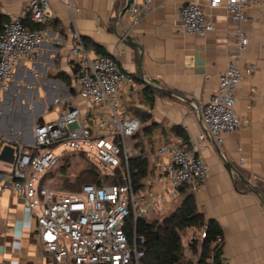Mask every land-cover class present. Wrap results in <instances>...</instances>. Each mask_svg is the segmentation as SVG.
<instances>
[{"label": "crops", "instance_id": "obj_1", "mask_svg": "<svg viewBox=\"0 0 264 264\" xmlns=\"http://www.w3.org/2000/svg\"><path fill=\"white\" fill-rule=\"evenodd\" d=\"M195 1L206 9L214 26L204 36L178 32L180 10L186 0H155L150 14L132 29L128 0H51L52 20L44 26L47 35L37 60H23L7 90L0 85V132L5 142L31 144L37 122H46L44 115L52 110L53 120L71 105L86 110L87 103L76 94V59L71 52L72 33L77 30L82 38L117 56L127 74L141 78L138 44L143 50L144 78L193 101L192 107L177 98L157 95L150 107L138 94L143 87L140 83L137 82L141 86L137 93L123 90L121 103L126 112L139 106L149 110L161 126L152 133V143L146 144L143 154L151 157L156 136L183 148L190 147L205 133L199 110L216 92L219 76L234 53L235 31L241 27L250 41L243 65L256 67L236 90L235 110L243 125L236 132L225 134L220 147L224 156L264 195V6L246 9L248 20L238 22L224 7L209 8V0ZM28 2L0 0V13L10 20L20 15ZM87 50L91 55L98 54L92 47ZM55 98L62 102L54 105ZM174 125L184 128L188 143L162 133V128ZM199 143L200 154L209 167L207 181L197 189L185 185L179 195L183 199L184 192H192L204 217L216 220L222 227L221 264H264V203L240 180L244 187L237 189L232 171L207 135ZM148 160L152 169V158ZM168 210L159 212L164 215ZM29 263L53 264L40 240L35 212L20 195L0 189V264Z\"/></svg>", "mask_w": 264, "mask_h": 264}, {"label": "built area", "instance_id": "obj_2", "mask_svg": "<svg viewBox=\"0 0 264 264\" xmlns=\"http://www.w3.org/2000/svg\"><path fill=\"white\" fill-rule=\"evenodd\" d=\"M154 1L128 0L130 29L150 14ZM255 5L264 6V0L208 1L209 8L224 7L238 22H246V9ZM26 19L35 26L27 25ZM51 20V0H30L20 15L3 23L0 85L4 90L9 88L14 71L23 60H37L47 35L44 26ZM213 29L206 9L195 0H186L180 10L178 32L204 36ZM235 36L234 53L219 76L216 92L201 110L219 145L225 134L236 132L243 125L235 110L236 90L256 67L243 65L250 42L246 31L240 27ZM71 52L76 59V94L87 103L86 110L68 106L58 119L37 122L31 144H12L14 161L0 159V189L20 195L35 212L40 240L53 264H143L146 238L138 232L137 220H150L155 212L167 211L183 186L197 189L205 185L209 167L200 154L199 142L206 139V134H200L188 149L156 136L151 157L144 155L152 158L151 175L136 190L129 161L138 151L127 137H134L141 121L132 116L125 118L121 97L123 90L137 93L141 86L121 68L117 56L91 55L77 30L72 33ZM61 102L60 98L53 101L54 105ZM7 143L0 132V155ZM67 154H76L101 172L121 169L122 182L102 186L87 183L77 190L50 186V180L43 178ZM129 219H133L130 225ZM205 229L198 231L200 239ZM217 242L222 244L223 238L219 236ZM205 264H217V259L212 255Z\"/></svg>", "mask_w": 264, "mask_h": 264}, {"label": "trees", "instance_id": "obj_3", "mask_svg": "<svg viewBox=\"0 0 264 264\" xmlns=\"http://www.w3.org/2000/svg\"><path fill=\"white\" fill-rule=\"evenodd\" d=\"M8 20L6 16L0 13V32L3 23ZM25 23L31 27L35 26L29 19H26ZM83 42L87 49L88 47H92L98 54L110 55L102 46L95 42L89 41L86 38H83ZM133 77L143 86L138 91V94L142 97L141 101L150 105V107L154 106L157 95L165 96L155 90L151 85L144 83L140 76L134 75ZM132 107L134 108L132 109L130 107L131 109L129 111L132 117H136L141 121V128L134 135V138L137 140L134 145L138 154L130 159L129 166L134 187L136 190H140L143 187V180L151 173L149 160L144 157L143 152L146 144L152 143V133L161 126L152 119V114L149 110L142 109L139 106ZM162 133L166 136L168 134L178 136L184 143H188L189 141L184 128L179 125H174L170 129L162 128ZM188 148L190 147H187V149ZM69 155L76 154L65 155L63 159L64 164L56 167V170L58 169L61 173L67 170L69 167V159L66 157ZM91 167V169L81 172L73 182L66 179L64 183L65 187L62 190H77L82 184L87 183H95L98 186H102L122 182L121 169H116L113 172H101L97 170L94 164H92ZM52 173L53 172L46 174L43 180H48L47 176ZM234 182L237 189H239V186L244 187L235 177ZM132 223L133 219H129V225ZM204 227H206V229L201 241L197 242L195 240L188 244L192 254L199 255L197 261L193 262L186 257V246L183 243L184 232L191 229L198 232ZM137 230L146 238V243L143 246L145 250V254L142 258L143 264H205L207 258L212 255L217 259V264H221L220 257L223 243H218L217 238L219 236L224 238L223 229L216 220H208L204 217L192 192H184L180 205L173 212L163 216L161 219L137 220ZM129 231L130 228L128 226L127 232L130 233Z\"/></svg>", "mask_w": 264, "mask_h": 264}, {"label": "rangeland", "instance_id": "obj_4", "mask_svg": "<svg viewBox=\"0 0 264 264\" xmlns=\"http://www.w3.org/2000/svg\"><path fill=\"white\" fill-rule=\"evenodd\" d=\"M2 96V95H1ZM136 96V95H135ZM3 97V96H2ZM138 97V96H137ZM132 109L134 107H131ZM130 108V109H131ZM54 110H57V108L55 107ZM133 113V112H132ZM131 113H129L128 111L125 113V118H129L131 117ZM55 118V113L52 111L48 112L47 114L44 115V119L46 122H52V120ZM54 121V120H53ZM127 140L130 143H134L135 139L134 137H127ZM69 159V167L67 168V170L63 173L59 172L58 169L56 170V168L52 171L53 173L51 175H48L47 178L49 181L50 186L58 188V189H64V183L66 179H69L70 181H75L77 179V176H79V174L85 170H89L91 169V164L87 161L84 160L83 158L77 156V155H69L68 157H66ZM66 163V162H65ZM64 164V161L62 163H60V166ZM182 201V196L179 195V197L177 198V200L172 204V206L170 207V209L168 210L167 213H165L164 215L161 212H156L155 214H153V217L151 218L152 220L154 219H161L163 216L170 214L171 212H173L181 203ZM199 232H196L194 230H189L187 232H184V236H183V243L186 246V257L191 259L193 262H196L198 259V254H192V252L190 251L188 244L191 241H197L200 242L201 239L199 238Z\"/></svg>", "mask_w": 264, "mask_h": 264}, {"label": "water", "instance_id": "obj_5", "mask_svg": "<svg viewBox=\"0 0 264 264\" xmlns=\"http://www.w3.org/2000/svg\"><path fill=\"white\" fill-rule=\"evenodd\" d=\"M137 46L141 49L140 57H139V60H138V68H139V71H140L141 78H142L143 82L151 85L155 90H157L158 92L164 94L165 96L177 98L179 100H182L184 103L188 104L189 106H192L193 107V101L190 98H188L187 96H184L183 94H180V93H178V92H176L174 90H170V89L161 87V86L155 84L154 82L147 81L144 78V74H143V71H142L143 50H142V48L138 44H137ZM199 113H200L201 118L203 120L202 113H201L200 110H199ZM203 123H204V126H205V134L207 135V137L211 141V143L214 146L215 150L218 152V154L223 159V161L226 164V166L232 171L234 177L237 178L238 180H240L245 186H247L252 192H254L260 198V200L264 203V195L262 194V192L248 178H246L224 156L220 145L216 142V140L214 139V137L211 135V132L208 129L207 125L205 124L204 120H203ZM14 152H15V149H14L13 145L11 143H7L4 146L3 150H2V153L0 155V159L2 161H4V162L12 163L14 161Z\"/></svg>", "mask_w": 264, "mask_h": 264}]
</instances>
